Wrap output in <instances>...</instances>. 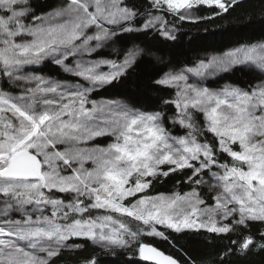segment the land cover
Masks as SVG:
<instances>
[{
    "label": "snow or ice",
    "instance_id": "1",
    "mask_svg": "<svg viewBox=\"0 0 264 264\" xmlns=\"http://www.w3.org/2000/svg\"><path fill=\"white\" fill-rule=\"evenodd\" d=\"M242 2L0 0V264H56L88 248L75 264L121 252L136 264H231L264 252V40L165 64L153 110L93 98L128 76L146 42H175L183 23ZM255 25L264 0L240 28ZM238 69L254 80L209 86ZM171 176L188 190L150 194ZM188 235L214 251L197 261L181 245Z\"/></svg>",
    "mask_w": 264,
    "mask_h": 264
},
{
    "label": "trees",
    "instance_id": "2",
    "mask_svg": "<svg viewBox=\"0 0 264 264\" xmlns=\"http://www.w3.org/2000/svg\"><path fill=\"white\" fill-rule=\"evenodd\" d=\"M44 2L51 5L55 3V0H44ZM138 2H142V0H138ZM259 8L260 0H243L235 11L222 16L220 19L199 24L183 23L179 28L175 42L165 41L163 38L146 42L142 47H146L149 51H146L145 55L139 59L128 76L121 82L97 92L93 98H120L132 102L135 106H144L146 110H153V105L158 103L157 96L161 93L152 90V83L165 64L182 66L185 62H190L197 56L204 55L205 50L223 51L237 43L264 40V29L258 25L247 29L240 28V25L246 22L248 13L257 12ZM201 12L204 13V10L201 9ZM106 54L107 50L101 52V55ZM157 57H160L162 62H158ZM50 67L49 65L43 68V72L48 73ZM255 76L256 74L253 72L238 69L234 73L224 75L221 79L210 83L209 86L216 87L225 81L238 83L254 80ZM165 98L168 97L165 96ZM107 142V139L97 141L101 144ZM177 179H179L178 176H171L157 180L153 184L150 194L168 193L173 190L187 191L186 187L176 185ZM145 242L156 244L166 252L170 251L168 245L158 239L146 237ZM181 245L197 261L203 260L210 252L214 251L209 241L194 235L181 237ZM216 246H219V241H216ZM91 250L88 248L75 253L65 251L62 257L56 261V264H75L78 258L88 255ZM230 259L231 264H264V252L253 249L246 255H236ZM129 261L136 264L139 258L132 257L128 252H121L115 259H104L101 264H129ZM140 264H144V262L141 261Z\"/></svg>",
    "mask_w": 264,
    "mask_h": 264
},
{
    "label": "rangeland",
    "instance_id": "3",
    "mask_svg": "<svg viewBox=\"0 0 264 264\" xmlns=\"http://www.w3.org/2000/svg\"><path fill=\"white\" fill-rule=\"evenodd\" d=\"M205 191H206V189H205Z\"/></svg>",
    "mask_w": 264,
    "mask_h": 264
},
{
    "label": "water",
    "instance_id": "4",
    "mask_svg": "<svg viewBox=\"0 0 264 264\" xmlns=\"http://www.w3.org/2000/svg\"><path fill=\"white\" fill-rule=\"evenodd\" d=\"M139 258V257H138Z\"/></svg>",
    "mask_w": 264,
    "mask_h": 264
}]
</instances>
